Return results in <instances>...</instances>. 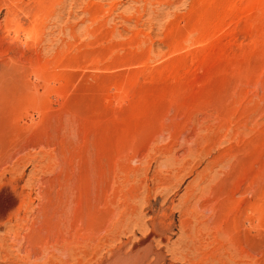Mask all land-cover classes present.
Here are the masks:
<instances>
[{"label": "rangeland", "instance_id": "374dc122", "mask_svg": "<svg viewBox=\"0 0 264 264\" xmlns=\"http://www.w3.org/2000/svg\"><path fill=\"white\" fill-rule=\"evenodd\" d=\"M0 264H264V0H0Z\"/></svg>", "mask_w": 264, "mask_h": 264}]
</instances>
